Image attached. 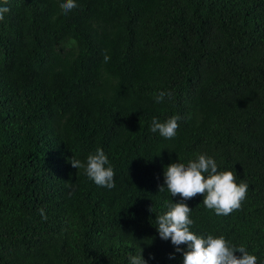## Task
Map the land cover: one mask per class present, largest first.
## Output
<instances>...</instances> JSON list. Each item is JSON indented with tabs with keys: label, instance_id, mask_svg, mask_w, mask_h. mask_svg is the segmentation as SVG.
<instances>
[{
	"label": "trees",
	"instance_id": "16d2710c",
	"mask_svg": "<svg viewBox=\"0 0 264 264\" xmlns=\"http://www.w3.org/2000/svg\"><path fill=\"white\" fill-rule=\"evenodd\" d=\"M62 2L0 0V264H183L159 187L200 154L248 189L227 216L186 200L190 231L264 264V0ZM172 116V139L150 130ZM98 148L114 188L70 163Z\"/></svg>",
	"mask_w": 264,
	"mask_h": 264
},
{
	"label": "clouds",
	"instance_id": "9594fccd",
	"mask_svg": "<svg viewBox=\"0 0 264 264\" xmlns=\"http://www.w3.org/2000/svg\"><path fill=\"white\" fill-rule=\"evenodd\" d=\"M76 7V0H63L60 3V9L64 14ZM9 11L10 9L6 6L0 7V20H3L4 14ZM109 59L108 55L104 56L105 62ZM165 95L170 97L171 93L160 92L156 102H162ZM178 120V116H172L160 122L153 117L150 130L153 133L158 132L166 139H172L179 127ZM70 163L78 170L83 169L98 186L109 189L115 187V173L102 148L96 149L85 162L73 156ZM205 173L208 174L207 178ZM164 179L166 187L160 186L159 192H163L166 188L172 197L180 196L181 200L166 204L168 211L156 216V228L161 239L171 240V243L176 246V252L183 254V264H257V256L249 254L244 246H229L223 236L208 235L204 238L190 231L193 220L189 218V214L192 209L185 203L186 200L200 194L204 196L203 204L206 208L213 209L217 216H227L240 208L248 189L246 183L238 184L232 171H218L216 161L203 154L198 155L195 160L188 161L187 165L173 162L166 166ZM150 211H153V208ZM40 212L42 217L47 219L44 209ZM181 245H186L187 248L183 249ZM236 252L243 255L237 257ZM129 261L130 264H147L143 258V252L141 255L130 256Z\"/></svg>",
	"mask_w": 264,
	"mask_h": 264
}]
</instances>
